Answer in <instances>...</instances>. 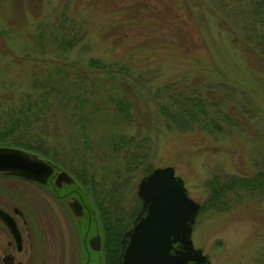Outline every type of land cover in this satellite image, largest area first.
<instances>
[{"label": "rangeland", "instance_id": "1", "mask_svg": "<svg viewBox=\"0 0 264 264\" xmlns=\"http://www.w3.org/2000/svg\"><path fill=\"white\" fill-rule=\"evenodd\" d=\"M182 96L205 116L169 120L162 108ZM8 120L0 139L67 169L96 218L88 229L50 187L0 175L24 237L18 250L0 218V264L5 251L103 264L87 238L131 225L139 180L166 165L200 203L191 238L208 264H264V193L201 208L213 175L264 170V0H0V131Z\"/></svg>", "mask_w": 264, "mask_h": 264}, {"label": "water", "instance_id": "2", "mask_svg": "<svg viewBox=\"0 0 264 264\" xmlns=\"http://www.w3.org/2000/svg\"><path fill=\"white\" fill-rule=\"evenodd\" d=\"M3 174L48 186L55 193L67 191L60 198L76 221L86 216V228L88 221L94 225L96 212L89 209L90 198L86 191L67 169L52 159L24 147L0 144V175ZM137 194L141 207L121 236L119 264L209 263L206 254L194 247L191 238L200 203L185 192L172 165L154 167L141 177ZM88 215H92V220L87 219ZM5 217L15 241L20 244L21 235L14 219L7 213ZM87 245V252L101 250L98 231L87 238Z\"/></svg>", "mask_w": 264, "mask_h": 264}, {"label": "trees", "instance_id": "3", "mask_svg": "<svg viewBox=\"0 0 264 264\" xmlns=\"http://www.w3.org/2000/svg\"><path fill=\"white\" fill-rule=\"evenodd\" d=\"M173 104L175 109L172 107H167L166 109L162 108L163 113L172 122H178L182 119L186 121L200 120L201 117L206 114L204 102L196 96L177 97L173 101ZM19 122L26 123L24 126L28 127L29 121L27 119L21 118L19 119ZM18 123L14 124L15 127L17 125V128L19 127ZM2 128H4V131H0V135L3 137L12 132L13 126L8 120ZM0 144L15 145L25 148L31 147L25 144L3 141V138L0 139ZM243 191H257L264 193V170L257 171L249 176L234 175L226 179H222L218 175H213L208 179V196L202 203L201 208H215L218 210L228 208L232 196L237 198ZM125 229L126 228L123 230L121 229L119 233L113 231L108 234H103L102 248L105 259L103 264H119L117 256L120 250V238Z\"/></svg>", "mask_w": 264, "mask_h": 264}, {"label": "flooded vegetation", "instance_id": "4", "mask_svg": "<svg viewBox=\"0 0 264 264\" xmlns=\"http://www.w3.org/2000/svg\"><path fill=\"white\" fill-rule=\"evenodd\" d=\"M56 193H57V196H59V198H60L62 195L66 194L67 191L59 192V193L56 192ZM81 198H82V200H83V202H84V206H86L87 204H86V201L84 200L83 196H81ZM59 200H62V199L60 198ZM14 211L17 212V213H21L17 207H14ZM5 213L11 215L9 212H7L6 210H4V209H2V208L0 207V218H1V219L7 224V222H6V217H5ZM19 215H20V214H19ZM11 216H12V218L14 219V221H15V223H16V226H17V228L19 229V232H20V235H21V241H20V244H17V242L15 241V238H14L12 232L10 231L8 225H7V227H8V229H9L11 235H12V238H13V240H14V243H15V245H16V248H17L18 250H21V249L23 248V238H24V237H23V234L21 233V230H20V228H19V226H18V224H17V221H16L15 217H14L13 215H11ZM87 219L92 220V215H88V216H87ZM87 221H88V220H87ZM87 227H88V229H90V227H91V223H90L89 221H88V226H87ZM99 234H100V233H99ZM100 237H101V235H100ZM1 260H2V263H3V264H22L21 261H19V260L16 261L15 256H14L12 253H8V251H5V252L2 254V259H1Z\"/></svg>", "mask_w": 264, "mask_h": 264}]
</instances>
